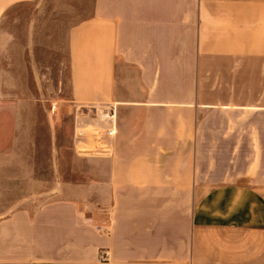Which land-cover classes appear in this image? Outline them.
<instances>
[{
    "label": "crops",
    "instance_id": "0c3cea01",
    "mask_svg": "<svg viewBox=\"0 0 264 264\" xmlns=\"http://www.w3.org/2000/svg\"><path fill=\"white\" fill-rule=\"evenodd\" d=\"M38 2L0 0L6 84L25 83L35 20L23 43L2 23ZM79 16L70 100L97 113V175L66 179L54 155L44 177L5 150L0 264H264V0H92ZM46 133L56 151L52 118Z\"/></svg>",
    "mask_w": 264,
    "mask_h": 264
},
{
    "label": "rangeland",
    "instance_id": "374dc122",
    "mask_svg": "<svg viewBox=\"0 0 264 264\" xmlns=\"http://www.w3.org/2000/svg\"><path fill=\"white\" fill-rule=\"evenodd\" d=\"M92 0H39L38 16H29L31 5L15 7L5 16L3 25L15 31L25 41L28 24L35 20L36 46L29 58L31 68L22 77L25 83L6 84L5 69L0 68V157L7 149L20 150L22 155H36L41 160L42 175L49 177L47 159L57 155L58 172L74 182L82 181V171L97 175L96 161L84 159L96 156L97 114L93 109L79 108L71 102V81L67 54V35L72 23L91 7ZM34 58L35 62L32 60ZM28 59V58H27ZM17 75L25 70H16ZM3 81V83H1ZM50 118L57 124V149H51L46 133ZM32 127L35 143L29 144L27 126ZM18 127L20 130L19 139ZM91 145L79 143L78 128ZM26 128V129H25ZM13 136L9 140V136ZM85 138V137H84ZM86 140V141H87ZM6 182L0 181V205L12 199L3 195Z\"/></svg>",
    "mask_w": 264,
    "mask_h": 264
},
{
    "label": "built area",
    "instance_id": "2783aa9c",
    "mask_svg": "<svg viewBox=\"0 0 264 264\" xmlns=\"http://www.w3.org/2000/svg\"><path fill=\"white\" fill-rule=\"evenodd\" d=\"M97 114V113H96ZM99 117L101 118V121L104 122L106 126V134L101 136L103 138L105 136L106 139H113L116 136L117 133V116L116 112L113 108H107L105 110H101ZM79 136H84L81 132L79 133ZM96 146V144H95Z\"/></svg>",
    "mask_w": 264,
    "mask_h": 264
}]
</instances>
